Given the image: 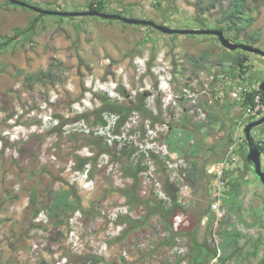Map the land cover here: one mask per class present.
<instances>
[{"label":"rangeland","instance_id":"374dc122","mask_svg":"<svg viewBox=\"0 0 264 264\" xmlns=\"http://www.w3.org/2000/svg\"><path fill=\"white\" fill-rule=\"evenodd\" d=\"M90 1L96 0H27L28 4L42 9L67 11L85 10ZM102 1L107 13L122 9L126 17L152 20L173 28L220 27L215 20L218 6L211 12L197 13L194 0ZM223 1L225 5L226 0ZM247 2L255 20L235 40L264 50V0ZM35 15L36 11L30 8L0 0V38L28 27ZM253 31H258L259 37L250 43L249 35ZM30 33L0 50V264H84L90 258H97L92 264L170 262L172 248L161 243L167 232L163 220L157 214L148 215L145 204L136 203L130 211L134 219L148 215L139 227L127 233L121 230L116 235L115 225L110 224L117 206H129L122 189L132 179L123 173L126 157L117 156L121 147L127 145L133 149L132 162L142 153L145 155L137 195L140 199L158 201L154 183H162L163 173L157 171L156 161L146 153L151 142L164 139L167 129L161 127L162 123L151 126L150 120L138 113L117 128L113 127V117L105 114L108 126L100 127L91 111L100 104L99 93L115 96L117 86L129 99L148 89L154 97L145 99L146 106L156 113L155 97L160 98L159 109L165 123L184 132L198 119L187 112L190 102L186 99L179 101V108L164 102L159 75L170 77L174 94L189 87L196 92L199 104L214 97L213 103L206 105L207 122L202 124V132L194 130L196 138L204 141L197 159L206 169L215 158H220L229 137L236 134L235 121L240 116L238 104L225 103L236 101L226 94L230 85L225 78L228 73L212 63L226 48L215 35L164 34L148 25L110 21L96 15L60 19L45 14ZM223 33L232 41V32ZM206 51L210 62L205 68L195 67L194 58ZM240 52L248 57L246 64L253 75L251 83L259 85L264 79V57ZM52 59L62 63L60 81L54 84L45 81L29 87L17 72L46 69ZM140 69L144 70L140 72ZM228 70L226 64L225 71ZM118 97L120 101L126 99L122 94ZM82 112L87 116L80 118ZM243 135L245 138L244 132ZM251 136L264 142V122L251 129ZM113 139H117L116 145ZM104 140L111 152L97 154ZM248 151L245 142L238 148L227 174L228 179L247 181L241 199L245 257L237 260L262 264L264 185L253 164L246 161ZM84 156H92V162L83 171L77 170L76 163ZM151 165L156 168L155 177H150ZM261 167L264 171V152ZM60 187L70 188L80 198L81 208L63 213L58 222L50 218L47 209ZM32 189L36 190V204L30 203ZM189 191L182 203L187 215L183 232L196 222L198 240L210 242V224L204 217L197 220L211 201L212 178L202 172L199 184L190 183ZM36 207L40 211L34 216ZM231 217L236 216L230 214ZM182 235L190 262V254L197 250L191 247L187 235Z\"/></svg>","mask_w":264,"mask_h":264},{"label":"trees","instance_id":"16d2710c","mask_svg":"<svg viewBox=\"0 0 264 264\" xmlns=\"http://www.w3.org/2000/svg\"><path fill=\"white\" fill-rule=\"evenodd\" d=\"M8 3H11L14 6H18L6 0ZM26 3L27 0H22ZM248 0H226V4L224 5L223 0H194V5L196 7L197 13H206L211 12L216 6H218V16L215 18L217 24L220 25L218 29L223 30L224 32H232L234 37H232L233 42H240L237 39L241 34L242 31H246L247 29L253 24L254 17L252 16L248 5ZM24 7V6H22ZM54 10V9H53ZM57 10V9H55ZM92 10V11H101L105 12L106 5L105 2L102 0L90 1L87 5V9L81 10ZM60 11H67L65 9H60ZM118 14L123 15L122 9L119 11H115ZM43 13L36 12L35 17L31 20L28 27L23 29H16L13 34L9 36H4L0 38V50H3L6 46L13 43L19 37L24 35L28 37L31 35V30H33L38 23V21L43 17ZM60 19L64 17L73 16H62V15H55ZM124 16V15H123ZM110 21L117 20V19H108ZM120 21V20H118ZM122 22V21H121ZM124 23V22H123ZM146 26V25H145ZM226 27L224 30L223 27ZM153 28L151 26H148ZM30 31V32H29ZM251 41L250 43H255L258 41L259 32L253 31L250 33ZM247 39V38H246ZM248 40V39H247ZM249 41V40H248ZM249 43V42H248ZM227 50L222 53L218 58L213 60L212 63H217L221 66L223 72H227L231 74L232 77L235 76V71L237 70L238 66L242 67L248 57L242 54L239 50ZM209 54L208 51L203 52L200 57L194 58V65L198 68H205L207 63H209ZM226 64H228V71H225ZM62 63L57 61L56 59H52L46 69H38L33 72H26L23 69H18L17 72L23 75L24 81L28 84L29 87L33 86L36 83H42L48 81L49 83L54 84L55 82L60 81V69ZM225 66V67H224ZM117 94L115 96H109L107 93H99V105L94 107L91 111L93 114H96L97 120L96 123L100 127L108 126L109 121L104 117L105 114H109L113 117V127H119L125 124L128 119L134 115L135 113L140 114L143 118L150 120L151 126L155 123H165L163 118L161 117V111L159 109V102L160 98L155 97L156 104H158V110L156 113L153 112L152 109L146 106L145 99L147 96L151 95L152 92L148 89H143L140 92H137L133 99H129L128 96L125 94L124 90L117 86L115 87ZM254 92L262 93L261 90L258 88L257 90H253L246 94L245 99L242 101V106L247 107L249 105L253 106V94ZM119 94H122L126 99L125 101L119 100ZM261 100L264 99L261 97ZM227 104H239L238 101L235 102H228L225 101ZM87 116V113H81L79 116L80 118H84ZM208 118L210 116L208 115ZM211 120V119H210ZM177 124V123H175ZM194 130L198 132H202V124L198 122L192 121V127L185 129V131H179L175 125L171 123H167V132L164 137V141L167 143L170 152H176L179 156L188 159L189 162V169H188V180L193 185L197 184V181L200 179L202 172L206 173V169L204 166H200L198 161V155L201 153L203 149V138H196L194 134ZM183 132V133H182ZM182 133V134H181ZM230 139V137H229ZM246 142V141H245ZM244 142V143H245ZM254 145L262 152H264V142L258 141L253 139ZM117 139H113V144H117ZM243 145V144H242ZM212 148V147H211ZM210 150V148H209ZM110 149L108 148L107 140H104L103 144L100 145V149L97 154H104L110 153ZM133 149L129 148L127 145H123L118 153L117 156L122 154L126 157L124 163L123 173L126 177L132 179V182L127 188L122 189V194L126 197L127 203L129 205L130 211L133 210L136 203H143L146 205L147 214L153 215L157 214L160 216L161 220H163L164 227L168 232V235L164 237L161 241L162 244L173 246L175 244L174 236L176 232H174L170 228L171 217L180 211H184L183 205L177 201V188L173 182H170L169 179L166 177L165 174V166L164 161L155 155L153 152L149 150L148 157L154 159L157 164V171L163 173L162 179V188L170 197V204H162V201H153V199H140L137 195L138 185L140 183V173L144 171L145 166L143 164L144 154L142 153L135 161H130L131 154ZM219 158H215L217 161ZM247 161V159H246ZM92 156H84L78 159L76 163V169L83 171L86 165L91 164ZM248 162V161H247ZM252 164L251 162H248ZM247 185V181L244 179H229L227 183V191L224 197V203L227 206L228 212L236 216V219L240 222H244L242 220V206H241V199L243 194V187ZM30 203L36 204L37 203V195L36 190H31L29 194ZM80 198L76 195H73L72 190L70 188H58L53 195V199L48 206L47 213L50 218H55L56 221L61 220V216L63 213L68 211H75L76 209H80ZM210 203L208 208H206L203 213H201L198 217L199 220L208 214L207 224L211 223L212 215L209 213ZM40 211L39 207L35 208L33 215L35 216ZM147 215V216H148ZM147 216L144 218H132L130 214L121 216L118 220L119 223L125 224L122 232L127 233L131 229H135L139 227L144 221L146 220ZM229 224V223H228ZM251 226V224H248ZM182 234H186L188 241L192 245L193 249L197 250L194 254H190V263L191 264H202L208 257H211L213 253H215V248L212 243L208 242L206 239L204 241H199L197 238V226L196 222H192L189 228L183 232ZM222 235V243L221 246L225 252V256H236L239 259H243L245 257L243 250L245 242L241 243V239L246 237V234L238 230L234 225H232V229L230 231L224 230L221 231ZM231 249L230 252L228 250ZM247 256L249 255L246 252ZM256 253L254 252V255ZM198 258V260H196ZM97 262V258H93V263ZM261 263L264 264V254L261 259Z\"/></svg>","mask_w":264,"mask_h":264},{"label":"built area","instance_id":"2783aa9c","mask_svg":"<svg viewBox=\"0 0 264 264\" xmlns=\"http://www.w3.org/2000/svg\"><path fill=\"white\" fill-rule=\"evenodd\" d=\"M140 70V72H142L144 69ZM156 72L158 73L160 72V70H157ZM250 73V66L245 63L242 67L238 66L237 70L235 71L234 77H232L229 73L225 75V78L229 80L228 83L230 84L228 90L226 91V94L231 99L239 102L238 108L240 116L235 121L237 131L236 134L231 135L229 141L225 145V148L220 158L206 168V173L212 178L213 181V191L209 209V213L212 215V220L209 229V240L215 248V253H213L211 257H208L202 264H244L243 262H239L236 256H225V252L223 250V247L221 246V231H230L232 229V225H234L238 230L244 233V222L238 221L236 217L230 218V213L228 212L227 206L224 203V197L228 189V170L231 167L233 159L237 155L238 148L245 142V138L243 135L245 128L244 125L247 122L249 123L258 119L264 114V101L261 100L262 93L254 92L253 106L249 105L247 107H243L241 104L248 92L257 90L259 88L258 83H251V76L253 75ZM159 76H161L159 87L163 92H165L164 102L167 105L170 104L179 108V101L186 99L188 102H190L188 104L187 112L189 114L196 115V118L198 119L197 121L201 124H205L207 122L206 105L208 103L212 104L214 97L209 99L207 102L199 104L198 100L196 101V99H198L196 92L190 91L189 87H183L180 93L174 94L169 85L170 77H164L165 74L163 73ZM194 81L196 82V80ZM201 90V92L206 93L205 89L201 88ZM221 93L222 92H220V94ZM152 96L154 97V93L147 97L149 98ZM219 97H224V94L223 96L220 95ZM179 120L180 121H178V123L180 122L181 124V118ZM162 124L163 125L161 127L167 129V124ZM149 150L155 155H158V157L164 161L166 177L169 179L170 182H173L177 188V201L181 204L184 203L186 196H188L190 193V183L187 175L189 169V162L184 157L179 156L176 152H170L168 145L164 141V139L159 142H151V145L146 153L147 156L149 155ZM155 170L156 168L151 165L149 171L150 177H155V173H153L155 172ZM154 184V190L157 199L162 201V204H170V197L163 190L162 184H160L159 181H156ZM127 214H130V209L129 206L125 204L117 206L113 211L110 224L112 225V227L115 225L114 227L116 235L119 234V232H121V230H123V228L125 227V224L117 222V219ZM204 217L205 219H208V214H206ZM186 218L187 215L183 211L177 212L171 217L170 228L174 232H176L174 236L175 244L171 246L173 260L165 264H191L188 258L189 250L186 245V239L185 237H183L181 232L183 228L187 226ZM165 233V236H167L168 232ZM230 251L231 249L228 250V252ZM92 262L93 259L90 258L84 264H92ZM137 264H159V262L151 263L146 261Z\"/></svg>","mask_w":264,"mask_h":264},{"label":"water","instance_id":"95a60500","mask_svg":"<svg viewBox=\"0 0 264 264\" xmlns=\"http://www.w3.org/2000/svg\"><path fill=\"white\" fill-rule=\"evenodd\" d=\"M9 1L19 6L30 8L38 13L51 14V15H62V16L96 15L98 17H102L105 19H117L122 22L130 23V24L148 25V26H151L157 29L158 31L164 34H211V35H215L218 38L221 45L228 50L232 51V50L240 49L243 51L256 53L264 57L263 49H260L252 44L233 42L229 40L227 37H225L223 31L220 29H209V28L179 29V28L169 27L164 24H158L152 20H147V19L145 20V19H139V18H134V17H126L118 13H107V12L92 11V10H86V11L50 10V9H42V8L36 7L22 0H9ZM259 89L261 90L262 97L264 99V79L259 84ZM263 122H264V114L258 119L247 123L244 128V134H245V140L249 146V151L246 155V159L248 162H251L253 164L255 174L258 176V178L264 185V171L262 170V167H261V151L254 145L253 137L251 136V129L254 126L262 124Z\"/></svg>","mask_w":264,"mask_h":264},{"label":"crops","instance_id":"0c3cea01","mask_svg":"<svg viewBox=\"0 0 264 264\" xmlns=\"http://www.w3.org/2000/svg\"><path fill=\"white\" fill-rule=\"evenodd\" d=\"M208 175V174H207ZM199 181H200V179L197 181V184L196 185H198L199 184ZM192 184V183H191ZM212 185H213V181H212ZM204 217V216H203ZM205 218V217H204Z\"/></svg>","mask_w":264,"mask_h":264}]
</instances>
